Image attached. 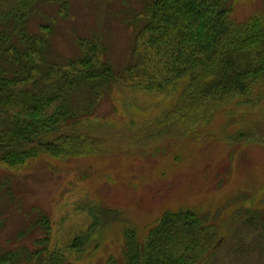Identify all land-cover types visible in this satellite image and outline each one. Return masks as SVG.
I'll return each mask as SVG.
<instances>
[{
  "label": "rangeland",
  "instance_id": "374dc122",
  "mask_svg": "<svg viewBox=\"0 0 264 264\" xmlns=\"http://www.w3.org/2000/svg\"><path fill=\"white\" fill-rule=\"evenodd\" d=\"M33 1L29 31L51 28L50 61L81 55L82 38L99 43L118 72L147 67L136 25L150 0H67L66 13L57 0ZM233 1L239 22L264 8ZM188 80L151 90L144 80L117 84L78 128L103 142L96 154L0 163V252L35 249L44 213L50 251L71 264H125V230L142 238L164 214L192 210L211 235L197 264H264V90L198 109L186 126L190 115L171 122L168 113Z\"/></svg>",
  "mask_w": 264,
  "mask_h": 264
},
{
  "label": "trees",
  "instance_id": "16d2710c",
  "mask_svg": "<svg viewBox=\"0 0 264 264\" xmlns=\"http://www.w3.org/2000/svg\"><path fill=\"white\" fill-rule=\"evenodd\" d=\"M57 1L66 13L67 0ZM32 11L33 0H0V163L6 166H23L42 155L96 154L103 142L78 128L120 82L148 81L151 90L188 77L168 113L171 122L190 115L186 126L196 125L198 109L264 90V8L239 22L233 0H150L136 25V45L142 41L147 67L138 71L131 64L120 72L89 39H80L78 57L50 61L52 30L42 25L45 33L30 32ZM99 212L108 215L96 208ZM36 226L44 233L36 248L3 250L0 264H71L64 251L48 248L50 218L42 213ZM149 229L142 238L125 230V264H197L211 240L192 210L166 213Z\"/></svg>",
  "mask_w": 264,
  "mask_h": 264
}]
</instances>
